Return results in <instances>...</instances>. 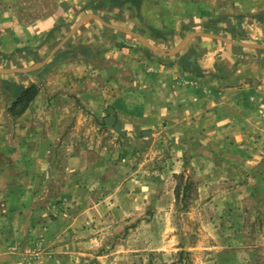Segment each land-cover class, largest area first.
<instances>
[{"label": "crops", "instance_id": "obj_1", "mask_svg": "<svg viewBox=\"0 0 264 264\" xmlns=\"http://www.w3.org/2000/svg\"><path fill=\"white\" fill-rule=\"evenodd\" d=\"M143 2L0 0L5 108L38 87L17 128L24 155L39 159L31 168H41L63 122H42L51 128L34 139L22 117L54 98L113 126L114 139L126 131L146 141L148 167L161 150L179 168H203L209 152L233 156L249 140L264 109V0ZM97 148V156L72 153L64 168H120L107 166Z\"/></svg>", "mask_w": 264, "mask_h": 264}, {"label": "rangeland", "instance_id": "obj_2", "mask_svg": "<svg viewBox=\"0 0 264 264\" xmlns=\"http://www.w3.org/2000/svg\"><path fill=\"white\" fill-rule=\"evenodd\" d=\"M7 94L0 81V264H264V109L233 156L218 149L203 168H179L159 150L148 167L146 141L114 139L113 126L54 98L22 117L34 139L51 128L42 122H63L31 168L39 159L24 155L21 105L6 109ZM98 145L120 168H64Z\"/></svg>", "mask_w": 264, "mask_h": 264}, {"label": "trees", "instance_id": "obj_3", "mask_svg": "<svg viewBox=\"0 0 264 264\" xmlns=\"http://www.w3.org/2000/svg\"><path fill=\"white\" fill-rule=\"evenodd\" d=\"M36 94H37V87H36L35 85L30 86V87L27 88V89L23 92V94H22V95H21V96L15 101L13 107H15V106H17V105H21V108L18 110V113H19V114L22 113V112L26 109L28 103H30V101L33 100V98L35 97ZM187 187H188V184H186V185L184 186V190H186ZM180 255H183V252H180Z\"/></svg>", "mask_w": 264, "mask_h": 264}]
</instances>
